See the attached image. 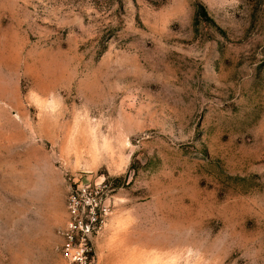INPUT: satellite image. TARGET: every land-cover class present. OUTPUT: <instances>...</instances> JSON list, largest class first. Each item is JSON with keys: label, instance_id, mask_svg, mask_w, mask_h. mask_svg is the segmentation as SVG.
I'll use <instances>...</instances> for the list:
<instances>
[{"label": "rangeland", "instance_id": "1", "mask_svg": "<svg viewBox=\"0 0 264 264\" xmlns=\"http://www.w3.org/2000/svg\"><path fill=\"white\" fill-rule=\"evenodd\" d=\"M69 230L87 264H264V0H0V264Z\"/></svg>", "mask_w": 264, "mask_h": 264}, {"label": "built area", "instance_id": "2", "mask_svg": "<svg viewBox=\"0 0 264 264\" xmlns=\"http://www.w3.org/2000/svg\"><path fill=\"white\" fill-rule=\"evenodd\" d=\"M69 225H72V222H69ZM88 228V226H87ZM65 239L62 244L63 254L68 260V264H87V248L81 245V240L79 244L76 243L78 240V234L73 233L72 230H69L65 234ZM81 238L84 236L81 235Z\"/></svg>", "mask_w": 264, "mask_h": 264}]
</instances>
